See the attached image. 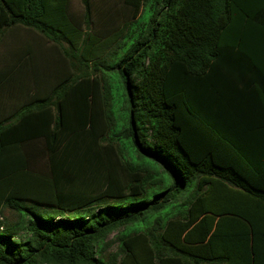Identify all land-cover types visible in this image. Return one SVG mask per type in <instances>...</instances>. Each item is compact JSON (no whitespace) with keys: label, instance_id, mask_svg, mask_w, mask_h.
<instances>
[{"label":"trees","instance_id":"16d2710c","mask_svg":"<svg viewBox=\"0 0 264 264\" xmlns=\"http://www.w3.org/2000/svg\"><path fill=\"white\" fill-rule=\"evenodd\" d=\"M70 1L0 0V38L34 30L69 68L0 123V264H264V0H122L118 133L108 85L84 71L103 49ZM28 43L6 73L41 80L50 56Z\"/></svg>","mask_w":264,"mask_h":264},{"label":"rangeland","instance_id":"374dc122","mask_svg":"<svg viewBox=\"0 0 264 264\" xmlns=\"http://www.w3.org/2000/svg\"><path fill=\"white\" fill-rule=\"evenodd\" d=\"M148 7V6H147ZM144 7L142 11V16H146L148 14L149 9ZM148 9V11H147ZM70 12V20L75 25H81L83 33L90 34L93 36L95 41V49H103V53L101 55L94 56L92 58V63H89L88 68H84V71L95 78H102L105 80L108 85V90L110 92V110L113 113V118L115 120L116 128L114 132H119L122 126V119L124 117V110L126 108L125 103L123 102V96L121 91V82L120 77L117 72L116 65L124 56L127 49L130 47L131 40H125L122 36V30H126L123 27V23L128 20L129 14L127 13L123 1L122 0H92V9L90 19L87 20L86 16H84V6L82 0H71L69 6ZM84 35V34H83ZM124 35V34H123ZM26 40V42H25ZM1 41V39H0ZM27 42H33L34 45L39 46L36 48L37 53H44L48 60L46 63L48 64L43 71L44 77L41 80H32L28 79L26 84L30 85V89H34L35 83L41 81L45 82L44 85L40 88L43 91H47L55 87V81L51 80V76L53 75V70L60 69L61 71H67V65L63 67V61L60 60L63 54V46L53 44L51 41L40 35L34 30L25 31H13V33H7L6 35V48L5 51L13 50L14 55L16 52L20 51V47H23ZM99 42L101 44H99ZM2 43V41H1ZM9 43V44H8ZM28 43V44H29ZM4 44V43H3ZM121 44V48H118L116 45ZM97 45V46H96ZM2 47V46H0ZM67 48L66 46H64ZM1 51H4V48H1ZM6 52V54H7ZM3 58V57H2ZM103 60V61H102ZM14 63L16 62V58L12 59ZM43 61V60H42ZM40 58L38 61L30 63L31 66L33 64L37 65L38 62H42ZM102 63H99V62ZM109 68V69H107ZM70 71L74 73L73 69L70 67ZM50 79V81H49ZM48 81V82H47ZM35 87V86H34ZM27 89V88H26ZM125 143L122 141V156L125 157V160L129 161L132 164H139L140 160L137 158L135 153L130 150V148H125ZM124 148V149H123ZM144 168L152 171L156 176L161 174V170L152 164H143ZM5 218V222L7 224H16L18 222L23 223L22 218L15 212L10 210H4L3 215ZM18 237L25 236L24 231H19ZM117 235V232H114L109 240H113ZM115 242L111 243L114 244ZM115 247L112 245L111 249H108L107 252H113Z\"/></svg>","mask_w":264,"mask_h":264},{"label":"crops","instance_id":"0c3cea01","mask_svg":"<svg viewBox=\"0 0 264 264\" xmlns=\"http://www.w3.org/2000/svg\"><path fill=\"white\" fill-rule=\"evenodd\" d=\"M19 30L28 31L25 27L7 29L4 36L0 38L2 41V43L0 41V46H2L0 47V123L8 126L16 121L18 122L21 114L26 112L30 106L36 107L38 98L44 97V94H50L51 92V90L30 89V85L26 84L27 79V82H29V77L26 73H16L15 75L6 73V70L13 63L12 59L16 58L17 61L19 58L17 52L12 55L13 50L5 51L6 35ZM1 48H4V51H1ZM20 63L23 66L25 58H22ZM24 70H27V65Z\"/></svg>","mask_w":264,"mask_h":264}]
</instances>
